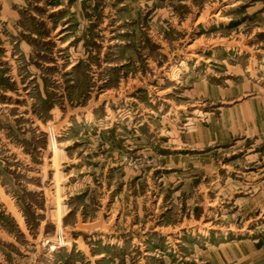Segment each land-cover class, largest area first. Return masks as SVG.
Returning <instances> with one entry per match:
<instances>
[{
	"label": "rangeland",
	"instance_id": "1",
	"mask_svg": "<svg viewBox=\"0 0 264 264\" xmlns=\"http://www.w3.org/2000/svg\"><path fill=\"white\" fill-rule=\"evenodd\" d=\"M264 264V0H0V264Z\"/></svg>",
	"mask_w": 264,
	"mask_h": 264
},
{
	"label": "crops",
	"instance_id": "2",
	"mask_svg": "<svg viewBox=\"0 0 264 264\" xmlns=\"http://www.w3.org/2000/svg\"><path fill=\"white\" fill-rule=\"evenodd\" d=\"M220 264V262H218Z\"/></svg>",
	"mask_w": 264,
	"mask_h": 264
}]
</instances>
